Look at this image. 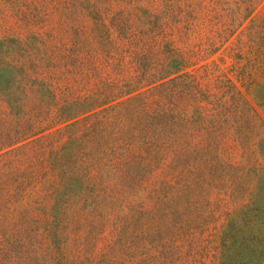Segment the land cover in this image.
Here are the masks:
<instances>
[{
	"label": "rangeland",
	"instance_id": "1",
	"mask_svg": "<svg viewBox=\"0 0 264 264\" xmlns=\"http://www.w3.org/2000/svg\"><path fill=\"white\" fill-rule=\"evenodd\" d=\"M168 53L189 73L158 103L148 73ZM235 86L264 118V0H0V145L130 90L97 132L59 147L57 131L14 156L31 160L17 193L0 188V264H214L227 187L264 161L251 143L264 126ZM48 154L78 177L53 210Z\"/></svg>",
	"mask_w": 264,
	"mask_h": 264
},
{
	"label": "trees",
	"instance_id": "2",
	"mask_svg": "<svg viewBox=\"0 0 264 264\" xmlns=\"http://www.w3.org/2000/svg\"><path fill=\"white\" fill-rule=\"evenodd\" d=\"M160 42L159 39L158 43L160 44ZM210 50L214 51L212 48ZM172 55L168 53L159 56L153 71L148 73L149 80L155 83L153 90L158 89L160 91L158 103H161L163 97L172 98L173 91L176 90V88H167V90L165 88L166 91L162 93L160 89L164 85L173 83L176 77L189 73L185 70L189 63L187 59L180 56L172 59ZM32 81L35 80L32 79ZM235 88L239 97L248 107L253 109V114L264 126V118L252 107L246 93L236 86ZM11 91L10 88L2 90L1 100L12 110L19 109L20 103L12 97ZM176 91L182 93L184 89L179 88ZM124 92L111 95L114 96L112 98H110V95L109 97L108 95L87 96L80 102V108L70 116L60 117V113H57L58 118L56 115H52L47 123L37 119L25 124L21 134L0 145V188L5 191H13L12 194L17 193L22 188L27 174L26 168L22 164L31 159L28 157L26 159L14 157L20 149L27 145L39 143L57 131H65L64 136L66 137L59 147L72 141L81 140L85 135L97 132L105 123V119L98 118V115L104 109L124 101L121 97L123 98L130 93V90ZM117 98H120V100L115 101L110 106H105L106 103ZM124 99H127V97ZM160 110L164 109L160 108ZM166 115L160 114V118L167 117ZM74 128L77 131L70 133ZM80 130L84 131L77 134ZM238 136L242 140L243 135ZM251 143L256 150L261 147L264 143V131L259 133L258 137L254 138ZM52 151L53 147H50L48 150L42 149L40 153L45 154ZM45 160L47 165L54 171L53 182L55 183L56 192L52 195L50 202V209L53 210L60 203V198L56 195L57 191L62 187H71L72 182L78 177L67 169L65 161H54L49 154L45 157ZM258 160L250 167L240 166L239 169L242 171V175L239 173L230 181L232 187H227L229 196L233 200V206L226 211L225 220L217 234L219 244L214 264H264V182L261 181L264 174V161H261L262 159ZM246 169L251 174L248 183L243 180ZM239 194H243L245 197H238ZM233 197L237 199H233Z\"/></svg>",
	"mask_w": 264,
	"mask_h": 264
}]
</instances>
